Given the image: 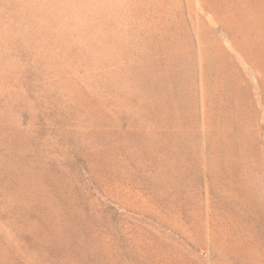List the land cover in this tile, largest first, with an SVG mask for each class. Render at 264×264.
<instances>
[{
    "label": "rangeland",
    "instance_id": "rangeland-1",
    "mask_svg": "<svg viewBox=\"0 0 264 264\" xmlns=\"http://www.w3.org/2000/svg\"><path fill=\"white\" fill-rule=\"evenodd\" d=\"M0 264H264V0H0Z\"/></svg>",
    "mask_w": 264,
    "mask_h": 264
}]
</instances>
